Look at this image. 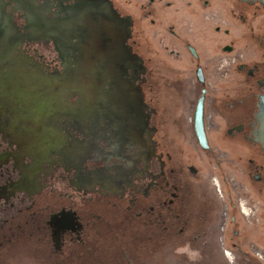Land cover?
I'll use <instances>...</instances> for the list:
<instances>
[{
  "label": "flooded vegetation",
  "instance_id": "obj_1",
  "mask_svg": "<svg viewBox=\"0 0 264 264\" xmlns=\"http://www.w3.org/2000/svg\"><path fill=\"white\" fill-rule=\"evenodd\" d=\"M131 4L130 0H0V26L8 22L11 27L0 34L13 43L0 49V68L8 72L5 61L19 60L21 86L27 84L23 90L31 93L26 97L11 89L15 97L0 101L3 257L13 243L33 240L49 243L58 254L75 246L91 252L89 234L98 231V223H106L105 209L127 224L140 221L157 227L178 216L179 168L171 164L157 137L151 65L142 49L145 22L152 37L169 43L164 47L168 55L181 52L193 69L199 93L190 115L192 128L199 97H203V119L208 113L212 118L210 128L205 127L209 147L203 149L195 137L197 144L215 155L218 148L209 132L220 130L222 149L239 141L258 153L260 163L256 158L248 162L255 177L261 176L264 0H145L137 5L138 14ZM85 12L97 27L109 22L111 37L104 39L107 47L100 51L109 47L115 55L97 63L100 70H107L106 77L88 81L99 83L100 90L82 103L71 87L76 70L90 67L81 64L78 55V28ZM67 18L73 29L57 30ZM236 25L247 37L240 52L232 41L220 44V36L234 32ZM230 73L239 76L237 85L226 81ZM30 82L34 89H29ZM219 108L225 110L228 123L217 121ZM237 113L244 116L238 123ZM35 234L39 237L31 238ZM20 236L24 239L15 240ZM124 257L133 264L128 255Z\"/></svg>",
  "mask_w": 264,
  "mask_h": 264
},
{
  "label": "rangeland",
  "instance_id": "obj_2",
  "mask_svg": "<svg viewBox=\"0 0 264 264\" xmlns=\"http://www.w3.org/2000/svg\"><path fill=\"white\" fill-rule=\"evenodd\" d=\"M144 1L130 0V9L138 14L137 5ZM9 27L7 22L4 27L0 26V32L10 30ZM141 32L146 36L142 39V49L151 65L157 107L154 122L160 128L157 137L171 164L179 168L176 176L182 186V199L178 216L172 222H159L161 226L157 227L140 221L127 224L105 209L106 223L98 219L103 221L98 223V231L89 234L91 252L75 246L70 251L64 248L58 254L47 242H15L7 256L0 254V264H129L126 255L133 264H263L255 252H264V169L258 172L261 176L255 177L256 171L248 159L256 158L258 163L262 160L255 150L238 144L239 141L229 145V150L222 149L220 130L209 132L213 146L218 148L215 155L201 149L190 123L199 93V87L193 82V69L181 52V55L167 54L164 47L169 43L153 38L147 22L143 23ZM246 38L241 31H234L221 35L220 44L232 41L240 52L247 45ZM215 54L223 56L220 52ZM223 71L221 68L220 72ZM226 81L236 85L240 82L235 73H230ZM220 89L221 86L216 87V91ZM224 113L219 108L216 119L228 123ZM240 118L244 116L237 113L234 121L238 123ZM213 176L221 185L222 199L212 185ZM184 187L189 189L185 191ZM241 200L250 211L248 216L240 212ZM107 228L117 229V233ZM38 237L35 234L31 238Z\"/></svg>",
  "mask_w": 264,
  "mask_h": 264
},
{
  "label": "water",
  "instance_id": "obj_3",
  "mask_svg": "<svg viewBox=\"0 0 264 264\" xmlns=\"http://www.w3.org/2000/svg\"><path fill=\"white\" fill-rule=\"evenodd\" d=\"M81 15L82 16H80V21L82 23V26L81 28H78V30L81 31V37H79L81 43L78 47L79 62L85 65L90 64V67H88L87 69L76 70V82L74 85H72L71 88H73L75 93L79 96V100L84 103L85 101L88 102L89 97H94V95L100 90V86H98L99 83L93 82L91 84L88 81L97 79V77L98 79L101 77H106L105 74L107 70H100L99 66H97V63L102 62V60H104L105 58H111L115 54L110 51L109 47L108 49H106V52L100 51L101 47H107L102 43L104 39L111 37L109 22H100V26L97 27L94 22H92L95 21V19L93 20V18L89 16V13L85 12ZM56 29L61 31H71L73 29V26L70 24V19L67 18L66 20H64V26H61L60 29ZM107 43L110 44V41H108ZM12 46L13 43H10L9 38L1 37L0 35V49ZM126 57V54H124L123 61L126 60ZM5 62L8 65L9 70L8 72H2L0 68V90H3V92H0V101L4 100L5 102H9L10 99H13L15 97V95L11 91H9L11 89H17L18 94L21 91L23 95L26 94V97H30L31 93L23 90V86H25L26 88L27 84L24 83L21 86V80L23 76L21 75V71L18 69V65L21 62L15 58L7 60ZM101 72L104 76H101ZM33 86L34 84L31 83L29 89H34ZM60 89H62V86H60ZM202 102L203 97H199L193 113V128L195 137L197 138L199 145L203 149H207L209 145L207 131L205 130L204 126ZM27 110L29 111L30 107H27ZM259 135L262 138V140L260 141L264 142V130H259Z\"/></svg>",
  "mask_w": 264,
  "mask_h": 264
},
{
  "label": "bare ground",
  "instance_id": "obj_4",
  "mask_svg": "<svg viewBox=\"0 0 264 264\" xmlns=\"http://www.w3.org/2000/svg\"><path fill=\"white\" fill-rule=\"evenodd\" d=\"M211 182H212L213 187L216 188L215 190H216V193L219 195V198L222 199L223 197L221 193V186H220L219 180L215 176H213L211 178ZM238 206H239L240 212L243 215L248 216L250 214V211L243 200L239 202ZM224 215L226 216V213H224ZM226 253H228V256L230 255V252L227 251ZM255 254L257 255L258 258L261 259L262 263L264 264V252L256 251ZM229 257L232 259L231 256Z\"/></svg>",
  "mask_w": 264,
  "mask_h": 264
},
{
  "label": "built area",
  "instance_id": "obj_5",
  "mask_svg": "<svg viewBox=\"0 0 264 264\" xmlns=\"http://www.w3.org/2000/svg\"><path fill=\"white\" fill-rule=\"evenodd\" d=\"M241 28L242 27L240 25H236L234 30H235V32L236 31H241L243 33V28L242 29ZM204 119H205V127L208 130L210 128V126H211L212 118H211L210 114L208 113L207 115H205Z\"/></svg>",
  "mask_w": 264,
  "mask_h": 264
},
{
  "label": "trees",
  "instance_id": "obj_6",
  "mask_svg": "<svg viewBox=\"0 0 264 264\" xmlns=\"http://www.w3.org/2000/svg\"><path fill=\"white\" fill-rule=\"evenodd\" d=\"M116 233H117V232H116ZM116 239H117V235L114 236V240H115V241H116ZM119 245H120V243H119Z\"/></svg>",
  "mask_w": 264,
  "mask_h": 264
}]
</instances>
